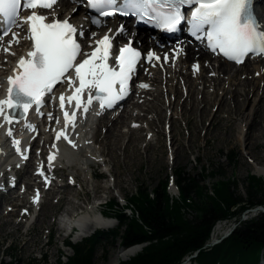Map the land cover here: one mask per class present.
I'll return each mask as SVG.
<instances>
[{"label":"snow or ice","instance_id":"obj_1","mask_svg":"<svg viewBox=\"0 0 264 264\" xmlns=\"http://www.w3.org/2000/svg\"><path fill=\"white\" fill-rule=\"evenodd\" d=\"M83 6L94 11L88 16L91 24L101 27L107 18H132L137 23L164 34H176L186 28L188 35L202 42L212 53L221 55L236 64L251 56H264V0H79ZM58 0H0V46L4 38L11 36L3 51L11 53L13 44H19V32L25 30L31 48L19 57L11 75L6 79V98L0 99V127L7 126L6 136L21 159L28 156L22 151L21 142L14 138L13 125L23 123L26 131L37 133L36 127L27 121L29 110L37 116L45 114V97L49 103L55 101L54 89L67 84L71 95L58 97V107L63 114L65 129L75 130L79 112L87 116L93 106L101 111L115 108L129 93V82L142 59L141 52L132 46L133 40L113 52V40L124 35L128 29L124 24L115 31L109 28L99 39L96 33L85 36L70 23V18L52 19L37 10L53 9ZM31 10L26 17L22 11ZM90 39L92 51H84L79 39ZM173 62L183 53L182 48L173 50ZM78 57H83L78 59ZM168 55L163 60L168 62ZM149 63L158 62L161 57L147 51ZM111 61V63H110ZM194 71L199 65H194ZM147 88V84H141ZM67 105L71 113L65 110ZM49 121L53 119L47 114ZM57 119V123H59ZM38 134V133H37ZM63 139L72 148L77 145L65 132L57 133L55 140ZM53 148L56 144L52 145ZM49 163L54 156L48 157ZM43 175V170L40 173ZM47 182V180H46ZM38 196V193H37Z\"/></svg>","mask_w":264,"mask_h":264},{"label":"bare ground","instance_id":"obj_2","mask_svg":"<svg viewBox=\"0 0 264 264\" xmlns=\"http://www.w3.org/2000/svg\"><path fill=\"white\" fill-rule=\"evenodd\" d=\"M74 1L76 3L79 2V0H74ZM75 6L76 5H73V6L71 5V0H62L61 2H59L58 6L53 11L47 12L44 14L47 15L50 20L53 18L52 13H55L56 17L70 18V21L76 23L79 29L81 28L83 29L86 37L88 36L89 33L95 32L96 39H99L100 37H102L108 31L109 28L115 31V29L119 25L122 24L121 20L115 17V18L107 19L106 23L101 27H97L91 24L90 22L86 25L85 21L83 20V17L86 15L87 10L83 9L84 8L83 6H78L76 8ZM68 7H70L71 9H74V8L75 9L73 10V12H71V9H66ZM124 25L126 26L128 31L122 36H116L115 39L113 40V44L127 43L129 39H132L133 44L138 46L139 48L149 49V48L154 47L161 51V55H164L165 53H170V58L168 59V62L167 63L164 62L163 60L164 56H163L161 61H158L156 63L155 69H151V68L148 69L147 65L143 66L145 71H148L147 77L141 78L137 86L133 85V89H134L132 93L134 95L133 100L138 99L139 101L138 103L135 102L136 105L140 106L141 108H144L146 106L144 104L145 96H147L151 101H153L155 99V96H157V94L155 93L157 88L154 86L157 82H160V83L165 84L166 87L167 85L168 87L170 86V93H174L175 95L183 94V96L178 98L176 102L177 101L184 102L186 101V99H190V96H192L193 105L191 106L190 112H188L189 116H192L193 112L195 113L196 111H199L198 106H197V101L193 98L194 93L196 92L195 91L196 87L194 86L198 87L199 85H195V84L199 83L206 87L207 82H208L211 86L214 87V89H216V94L218 91H222L225 94V97H218L216 96V94L210 95V97L206 94L204 95L203 99L205 98V102H207V105L212 103V98H214L213 106L210 112H212L213 109L216 110V113L219 112L220 104H216V105L214 104L216 102L224 103L225 102L224 99L227 98V96L231 95L234 103L236 102L235 113L239 116L238 121L240 123H239V129H238V136L233 135L232 132L230 133V135L235 136L237 138V141L245 145L246 148L248 149H250L253 145L263 146L262 144H260V140H262L261 138L264 139V89H263L264 87V83H263L264 82V69H263L264 56H257L255 58L256 63H258V65H256L255 67L256 69L254 68L252 72L256 73L257 77L254 76V79L252 81H248L249 79H252V76L243 75L242 80H247V82H243L242 80L238 81L239 70L240 69L244 70L247 67L246 63L250 59H247L243 66H237L235 64L229 63L228 61H224L222 58L206 51L204 44L202 42L195 43L194 44L195 48L194 47L192 48L186 45L184 42H182L180 46L176 44L174 46L175 49L182 48L183 53L175 59V62H173L174 53H171V49L162 50L161 48H158V46H156V43L147 37L145 31L143 30L140 31V30L135 29L132 26V23H124ZM88 26H90V30H88ZM17 32H19L20 43L12 45L11 51H13L14 55L12 54L8 55L5 53L0 54V96H2L0 99H4L3 95L5 92L4 88L7 85L6 83L7 77L11 75V71L13 67L16 66V63L19 57L26 54L27 52L26 49L29 46V42L27 41L25 34H24L25 30L20 29V30H17ZM157 35H160V34H157ZM10 39H11V36H8L6 39H4L2 46H0L2 47V50L4 47H7V42ZM82 41H84V43L86 44L87 42L91 40L83 39ZM200 61H203V63H206V64L201 65ZM196 64L199 65L198 71L193 70L194 65ZM221 65H224V66L221 67ZM220 70H222V73L220 72L218 73V71ZM205 73L206 74L212 73L214 74V76L211 79L209 76L205 78ZM216 74H218V78H216ZM221 74H225L226 76L225 79L227 80L223 81L221 79ZM207 78H209L210 81H207ZM182 81H184L183 82L184 84L182 83ZM141 84H147L150 87V89L147 90L146 88L145 89L141 88L140 87ZM179 84L183 86V89L181 90V92L177 88V85ZM187 84L190 85V89L188 92L186 90ZM226 84L228 85L227 88H225ZM165 86H164V91L166 93L168 92V89H165L166 88ZM234 86L235 88L233 89ZM229 87H231V90H229ZM239 88L240 90L241 88H244L243 90L244 95L239 96V94L241 93ZM255 88L261 89L260 95L262 94V89H263V98L260 102H259L258 89L256 91V94L252 91L254 98L249 99L250 94H251L250 89H255ZM139 90H141V92H139ZM153 93H155L156 95L149 96V94H153ZM198 93L199 92H197V94ZM199 94L201 95V93ZM238 97L242 98V103L241 101H236ZM232 98L230 97L229 99H227V101L229 102ZM172 99L173 100L175 99L174 95L172 96ZM162 100H164L163 97H162ZM201 100H202V95H201ZM246 100H249V107H250L249 109H245L244 102ZM160 101H161V98H160ZM165 101H166V107H170V105H172V103L170 104V99L168 98V95L165 96ZM162 104H163V101H162ZM46 106L42 110H45ZM48 106L51 107V103H49ZM127 106L128 105H125L123 107L122 113L120 115H118L115 112L116 114L113 115L111 118L106 117V114L110 115L109 112L102 114L103 111H101L98 107L93 106V108L89 112L90 113L89 118L85 120L82 124L75 127V130L72 131L69 136V138L77 145V148L75 149L72 148L65 141L59 147L53 148L52 145L54 144L55 135H52L51 140H49V136H51V132L54 126L49 128V127H46L45 125H42L40 123L41 122L40 116L34 115L31 118L32 123L37 124L41 131L38 138L35 140V142L40 143L42 140L44 141L42 147L39 144L37 146V149L41 148L42 153L47 155L46 162L49 161L48 157L50 155L54 156L53 161H55V163L53 162L51 163V165H48V174L51 177L54 175H59L62 178H67V177L71 178V181H68L63 187H59V188L53 187V188L48 189L47 191H44L41 187L42 186L41 182H39L38 179L34 177L35 175H33V173L29 172L30 170H28V168L32 164V161H34L33 157L29 159L27 166H26L27 171L25 172L24 175H19V172L21 171L13 168V170H15V175L18 177V179H21L23 181L25 180L24 183L27 185L29 189H36L34 190V194H32L33 200L37 196V192H39L41 202L38 207H36V205L34 207L42 209L43 206L46 204L45 209H43L42 215L41 216L39 215L37 217V223L40 224L41 220L43 221L45 220V217L48 214V211L51 208H53V205L49 201H51L53 196L56 195V198H55L56 205L59 204L61 200L65 205L69 206V208L65 209L64 212L62 213L64 220H60L59 225L56 227L58 228L60 226L58 230L60 232L61 231L66 232L64 233L66 237L69 235V230L66 227V225L69 223L68 219L71 220V223L73 225H76L80 228V231L77 232V235H78L77 238H84V237L90 236L91 233L93 231L95 232L97 229L110 230L113 227L112 221L114 220L110 217L108 218L105 217L103 211H99V215L94 214L95 210H98L101 208L99 206L100 204H97V205L88 204L89 203V202L87 203V201L89 200L88 197L86 199L87 201L85 200L82 203L74 204L72 203L71 198L72 197L79 198L81 195L78 193L79 191L76 190V187L82 186L81 180H80L81 175L79 172H83V174L86 176V178L88 179V181L85 180L86 182L88 183L91 182V177L95 178V174L93 173L94 166L97 164H100V158L105 157L104 155H106V152H105L106 147H108L107 154H111L113 158H116L115 155L117 156V152L119 151V145H122L119 143L120 142L123 143V139L127 137H129L130 141L124 147V149L131 145L133 149L135 150L141 141L144 142L145 136H146L147 141L146 143H144V147L146 144L148 147L150 144H152L153 142L157 140L156 138H159L161 135H164V137H166L167 139L171 141V144H170L171 155H172V158L176 159L177 151L175 152L174 149L172 148L173 125H174V130H175V121H176V124L178 122L176 114L172 110L163 112L161 107H159L157 104H153L152 109L154 112L151 111L150 108L148 107L146 109L147 114L144 113L143 115H141V116L148 117L149 114H153L155 116L153 117L152 120L147 118V121H149L148 126L143 127L142 123L133 124L132 122H130L129 125L127 123L128 126L126 127L131 126L132 130H128L127 133L123 134L121 130L119 129L118 125L124 124V121L126 120L125 117L121 119L122 117L121 115L123 114V111L125 110L124 108H126ZM133 109L134 107L130 106V109H128V111H130L132 115H140L138 111H135ZM52 111H53L52 109L49 110V112H52ZM207 111H208L207 107L201 110V114H200L201 118L206 115ZM179 114H181V108H179ZM179 116L181 117V115ZM189 116L186 112L183 114L184 118L181 117L183 120H185L186 125H187V121H188L187 119L189 118ZM207 116L209 117V111H208ZM107 118L110 119V122H108L106 126L107 129L102 128L100 130L99 127L104 122V121L103 122L101 121ZM154 118H156L157 120L156 119L154 120ZM178 120H181V119L178 117ZM206 123L207 121L205 122V126H204L205 130L202 131L204 136H206L207 131H209L207 130L209 126L206 128ZM192 126L195 127L194 125ZM13 128H14V138L16 137L22 140L28 135L29 131L24 130L23 123L13 125ZM167 129H170L169 135L167 134ZM251 129H252V132L250 133L249 136H247L250 132L249 130ZM6 130H7V126L0 127V182L4 181L5 186L8 185L10 181V177H11L10 170L8 168L9 166L8 163L13 162V158H11L10 156H9V160L4 162V156L9 152V142L11 141V138L7 137L5 134ZM103 130H105L104 131L105 135L103 138H100V135H99V138L102 140L105 139L106 143H103L102 140L99 142L97 139L98 132L101 131L102 133ZM164 130H165V133H164ZM147 131L156 134L155 135L156 138L153 140H148ZM243 132L245 133L247 137H244ZM254 132L257 136L254 134ZM189 134H188V137H189ZM173 139H174L173 142L178 141L176 140V138H173ZM101 142H102V150L99 151L100 147L97 148L98 146L97 144ZM29 146L30 144L28 143L26 145V149H28ZM123 157H124V164L126 166L125 169L126 171L129 172L130 166L133 163L126 162L127 159L124 153H123ZM113 158H111V160L109 161H107L106 158H104L105 160H104L103 165L106 168H109L110 164L114 162ZM263 159L260 160V162L263 161ZM37 166L34 172L38 170ZM20 168L22 169V167ZM107 170L109 171V169ZM67 171H71V173L68 175ZM112 173L114 174L115 172L111 171V174ZM254 173L258 176H264V167H260L258 164V168L254 169ZM14 181H16V183H13ZM10 183H11V186H8L7 189L0 190V209H3V213H0V224L4 223L5 221L3 222L2 220L3 218H6L9 226L13 227L14 229L18 231L21 228V224H25L26 232H28L31 226L28 225L29 220L24 219L25 217H28V216L25 215V212L24 214H20L22 212L20 210H19V214H17V212L14 211L13 209L20 206L21 204H24L27 206L29 205V207L26 206V208L31 210L33 208L32 206L33 200L32 201L29 200L28 191L26 192L23 191L21 194H17V190L19 186V183L17 182V180H12ZM119 185H120V182H119ZM82 187H86V186L84 185ZM69 189H72L77 192L75 194H72V196L68 195V197L65 198V195ZM110 189L111 188L108 186H103V187L99 185L94 186L93 191H94L95 198L96 199L98 198L101 191H105L106 193H108ZM3 191L5 192L1 193ZM89 192L86 191L85 194H87L88 196ZM6 202H8L10 205L6 206L5 208L4 204ZM88 207L90 208L89 212L87 214H82L80 216L79 215L80 212L84 213L86 209H88ZM16 216L18 217V220H15V218H13ZM222 228H223L222 225L218 226L217 230L221 231L223 230ZM48 229H49V225H48ZM230 229L223 230V231H226L227 233V231ZM60 237H63V235H60L58 238ZM47 245H50V243L45 244V246ZM140 249H141L140 246H134L129 249L120 248L121 251L118 252L117 257H116L117 262H120L121 260H127L133 257L136 253L140 251ZM262 264H264V261L262 262Z\"/></svg>","mask_w":264,"mask_h":264},{"label":"rangeland","instance_id":"obj_3","mask_svg":"<svg viewBox=\"0 0 264 264\" xmlns=\"http://www.w3.org/2000/svg\"><path fill=\"white\" fill-rule=\"evenodd\" d=\"M177 41L178 43H176V45L177 44L181 45L182 42H184L186 45L194 47L189 42L179 41V40ZM2 53H5V52L3 50H0V54ZM200 64L205 65L206 63H203V61H200ZM256 65H258V63H256L255 57L250 59L246 63L247 67L244 70L242 69L243 72L241 69L239 70L238 81L242 80L243 75L252 76V79H249L248 81H252L254 79V76L257 77V74L252 72V70H254ZM222 66L224 65H221V67ZM151 67L154 68V63L152 64ZM219 72L222 73V70L218 71V73ZM208 76L211 79L213 78L214 74L205 73V78ZM144 77H147V71L142 69V71H140L139 73L138 78L135 80L134 84L137 85L138 82L141 80V78H144ZM216 78H218V74H216ZM225 78H226L225 74H221V79L223 81L227 80ZM210 79L207 78V81H210ZM242 81L247 82V80H242ZM183 82L184 81H182V83ZM195 85H199L198 87L194 86L196 87V90H195L196 92L194 93V97H193L197 101V106H198L199 111H196L195 113L193 112L192 116H189V113H188L190 112L191 106L193 105L192 96H190V99H186V101L184 102H181V101L176 102V100L180 98L181 96H183V94L175 95L174 93H170V86L168 87L167 85L166 87L165 84L160 83V82H157L154 86L157 88V90L155 91L157 96H155L156 95L155 93L149 94V96H155V99L153 101H151L147 96H145L144 104L146 106L144 108H141L140 106L136 105L135 102L138 103L139 101L138 99L133 100L134 98V95H133L126 101V103L122 107H120L116 111H112L110 115L109 114L106 115V117H110V118L116 113L120 115L122 113L123 107L125 105H128L126 108H124L125 110L123 111V114L121 115L122 116L121 119L125 117L126 120L124 121V124L118 125L119 129L124 134V133H127L128 130H132L131 126L126 127L130 124V122H132L133 124L142 123L143 127L148 126L149 121H147V118L152 120L153 117L155 116L149 113H148L149 114L148 117L141 116V115L146 113V109L148 107L150 108L151 111H153L152 109L153 104H157L159 107H161L163 112L172 110L176 114L177 121H178L177 124L175 121V130H174V125H173V138H176V140L178 141L173 142L174 139L172 138V144H173L172 148L174 149L175 152L177 151L176 159L172 158V155H171V151H170L171 141L167 139L166 137H164V135H161L159 138H156L155 136L156 134L147 131L148 140H153L155 138L157 140L153 142L152 144H150L148 147H147V144L144 147V143H146L147 141L146 136H145L144 142L141 141L135 150L133 149L131 145L124 149V147L130 141L129 137H127L123 139V143L121 142L119 143L122 145H119V151L117 152V156L115 155L116 158H113L111 154H107L108 147H106L105 149L106 155H104L105 156L104 158H106L107 161L113 158L114 162L110 164L109 168H106L102 164H98L97 168L94 169V171L96 172L98 176H100L101 173H106L103 180L91 178V182H89L90 183L89 184L88 182L85 181V180L88 181V179L83 174V172H79L81 175L80 177L81 184L82 186L85 185L86 187H82V186L76 187V190L79 191L78 193L81 195L79 198L72 197L71 198L72 203L74 204L82 203L88 197L89 200L88 201L86 200L87 203L89 202L88 204L97 205L101 202L107 201L109 198L111 199L116 198L118 202L120 203V207L123 208L125 200H129L131 197V194L134 191H136L138 187H148L149 190H154L157 187H161L164 184V182L169 179V177H171L173 180L172 174L175 173V175L178 176V172L180 171H184L190 176H198L199 179H201V174L203 172V169H205L206 167L209 169V174H211V172L214 169L218 171L219 175H221L223 179L225 180L231 179L230 181H232V183L237 184L238 190L241 196L244 199H248L247 187L249 184L250 175L253 174L257 177H260V179L264 180V176H258L254 173V169L258 168V164L260 167H264V159H263L264 158V139L261 138L262 140H260V144H262L263 146L253 145L250 149L246 148L245 145L238 142L237 138L233 135L238 136V129H239L240 122L238 121L239 116L235 113L236 102L234 103L232 96L231 95L227 96V98L224 99L225 101L224 103L216 102L214 104V105L220 104L219 112L216 113L215 109H213V111L210 112L213 106L214 98H212V103L207 105V102H205V98L203 99V97L205 94L208 95L209 97L210 95H215L216 89H214V87L211 86L208 82H207L206 87L199 83ZM164 86L166 87L165 89H168V92L166 93L164 91ZM227 87L228 85L226 84L225 88ZM149 88L150 87H147L146 89L148 90ZM177 88L181 92V90L183 89V86L179 84L177 85ZM234 88L235 86L233 87V89ZM260 88L250 89L251 94H250L249 99L254 98L252 91L256 94V91L258 89L259 102H260L263 98L264 87L262 89L261 95H260V90H261ZM189 89H190V85L187 84V88H186L187 92L189 91ZM229 90H231V87H229ZM243 90L244 88H241L240 90L241 93L239 94V96L244 95ZM139 92H141V90ZM197 92L201 93L202 100H201V95L199 93L197 94ZM166 95H168V98L170 99V104L172 103L170 107H166V101H165ZM173 95L175 96V99H174L175 101L172 99ZM216 96L225 97V94L222 91H218ZM162 97L164 98V100H162ZM230 97L232 99L228 102L227 99H229ZM160 98H161V101H160ZM162 101H163V104H162ZM236 101H241L242 103V98L238 97ZM244 105H245V109H249L250 108L249 100H246L244 102ZM130 106H133L134 107L133 110L138 111L140 115H132L131 112L128 111V109H130ZM205 107L208 108L209 117L207 116L208 115V111H207L206 115L201 118L200 116L201 110H203ZM179 108H181V114H179ZM186 112L189 116V118L187 119L188 121L186 120L187 125L185 123V120L181 118L183 117V114ZM179 115H181V117ZM178 117L181 120H178ZM155 119L156 118H154V120ZM206 121H207L206 128L209 126L207 128V130L209 131H207L206 136H204L202 131L205 130L204 126H205ZM101 122L103 123L101 124L99 129L100 130L102 128L107 129L106 126L108 122H110V119L107 118V119L102 120ZM191 123L195 127H193ZM104 131L105 130H103L102 133L101 131L98 132L97 139L99 142L102 140L100 138H103L105 135ZM249 131L250 132L247 136L250 135V133L252 132V129ZM169 132H170V129H167L168 135H169ZM231 132L233 135H230ZM164 133H165V130H164ZM188 134H189V137H188ZM99 135H100V138H99ZM243 135L244 137H247L244 132H243ZM51 139L52 137H49V140ZM102 141L103 143H106L105 139ZM43 143L44 141L42 140L40 143H38V145L40 144V146L42 147ZM97 145H98L97 148L100 147L99 151H101L102 142ZM41 150H42L41 148L37 149V146H36L34 148V154L35 152L36 154L39 153ZM226 151L232 152V157L234 158V161H229L228 159L224 157V153ZM123 153L126 156V159H127L126 162L133 163L130 166L129 172L126 171L125 169L126 166L124 164ZM262 159L263 161L260 162V160ZM35 168H36V163L35 161H32V164L28 168V170H30L29 172L33 173V175H35L36 173L34 172ZM107 169H109V171L111 170L112 172L114 171L115 173L111 174V171L109 172ZM26 171L27 169L23 172L22 171L19 172V175H24ZM67 173L69 175L71 171H67ZM57 176L59 178L57 182L59 183L66 184L68 181H71V178H68V177L62 178L59 175ZM24 181L21 179H18L17 182L19 183V186H18L17 194H21L24 191V188H23L25 185ZM10 182L8 183L7 186L11 185ZM119 182H120V185H119ZM212 184L213 182H210V181H207L205 183V185L208 186L209 188L212 187ZM97 185L101 187L108 186L111 189L108 193H106L105 191H101L98 198L96 199L94 196L93 188L94 186H97ZM56 188H59V187H56ZM77 191L69 189L65 195V198H67L68 195L72 196V194H75ZM86 191L88 192L90 191L88 196L87 194H85ZM4 192L5 191L1 193H4ZM32 194H34V189H29L28 198L30 201L33 200ZM170 194L174 198L179 195L178 190L175 187L173 182L170 185ZM55 198H56V195H54L51 201H49L53 205V208H51L48 211V214L46 215L45 220L44 221L41 220L40 224L37 223V217L39 215L40 216L42 215L43 209H45L46 204L43 206L42 209L38 208V209H33L32 211L30 210V214L27 215L28 217L24 218L25 220H29L28 225L31 226L28 232H26L25 224H21V228L17 231L16 229L8 225L6 218H3L2 221L3 222L5 221V222L0 224V264H9V263L60 264L59 257L61 255L64 256L63 262H66L67 258L71 257L73 254L71 249L64 246L63 244L64 242L66 243L67 241H70L73 244H77L79 242H82L83 239L88 238L91 235H93L96 231L101 230L105 232H110V231L118 230V223L116 220L113 219L115 221V222L112 221L113 227L111 229L113 230L97 229L95 232L93 231L91 235L89 234L90 236H87L84 238H77L78 236L77 233L73 234L70 237H66V235L64 234L66 232H63V231L60 232L58 230L60 226L58 228L56 227L59 225L60 220L62 219V213L64 212L65 209L69 208V206L65 205L61 200H60V203L56 205ZM8 205L10 204L6 202L4 204V207L6 208V206ZM26 206L27 205L21 204L20 206L14 208L13 210L16 211L17 214H19V210H21L22 208H26ZM107 209H108L107 207H101L100 209L95 210L94 214L99 215V211L107 212ZM89 210L90 208L88 207V209H86L84 213L80 212L79 215L81 216L82 214H87ZM0 211H1L0 213H3V209H0ZM108 213H111V212L108 211ZM127 213L130 216L132 215L131 210H127ZM20 214H24V212H21ZM193 215L194 214L192 213L189 216L190 219L194 217ZM257 216H259L258 210L252 212L248 216H245V218H243V221H245L248 218H252V217L254 218ZM13 218H15V220H18L17 216ZM235 221L236 220L234 219L230 221H223V222L217 223L213 229L214 237L212 241L213 240L220 241V239H222L226 234V231H223V230H227L231 228L230 230L234 232L235 229L238 226H240V224ZM48 225H49V229H48ZM221 225L223 227L222 228L223 230L218 231L217 227ZM51 227L53 228V230ZM230 230H228L227 232H229ZM49 232L52 234V238L50 240L51 242H50V245L45 246V244L48 242L47 236ZM60 235H63V237L58 238ZM103 240L104 242L100 244V246L98 247L96 251L95 264H106L107 262L108 264H119L121 261H126V260H121L120 262H117L116 260L118 252L121 251L120 250L121 248L120 239L114 240L110 238L108 239L103 238ZM138 253H136L135 255H137ZM263 261H264V251L262 252V259L260 261L261 263L259 264H262ZM183 264H191V263L187 261L186 263H183Z\"/></svg>","mask_w":264,"mask_h":264},{"label":"trees","instance_id":"obj_4","mask_svg":"<svg viewBox=\"0 0 264 264\" xmlns=\"http://www.w3.org/2000/svg\"><path fill=\"white\" fill-rule=\"evenodd\" d=\"M224 157L234 161L232 152L226 151ZM174 176L178 197L170 195L166 180L154 190L138 187L131 194L127 209L112 199L107 209L111 213L106 214L118 222V230L96 231L77 244L68 241L67 248L73 254L66 262L64 256L60 257V264H95L103 238L120 239L123 249L145 245L137 255L119 264H183L188 258L191 264L261 263L264 213L246 221H242V214L250 208L264 207V180L251 174L248 199H244L237 184L223 179L214 169L211 174L207 167L203 169L201 179L184 171ZM207 181L213 182L211 188L205 185ZM127 210L132 211L131 216ZM192 213L194 217L190 219ZM234 219L240 226L229 237L212 245L215 225Z\"/></svg>","mask_w":264,"mask_h":264},{"label":"water","instance_id":"obj_5","mask_svg":"<svg viewBox=\"0 0 264 264\" xmlns=\"http://www.w3.org/2000/svg\"><path fill=\"white\" fill-rule=\"evenodd\" d=\"M232 233H233V231L230 230L229 232H227V233L225 234L224 238L227 237V236H229V235H231Z\"/></svg>","mask_w":264,"mask_h":264}]
</instances>
